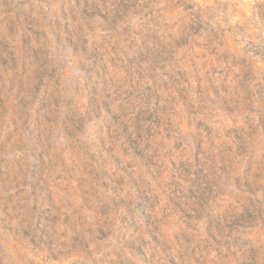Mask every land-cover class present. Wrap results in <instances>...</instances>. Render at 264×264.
Here are the masks:
<instances>
[{
    "label": "rangeland",
    "instance_id": "rangeland-1",
    "mask_svg": "<svg viewBox=\"0 0 264 264\" xmlns=\"http://www.w3.org/2000/svg\"><path fill=\"white\" fill-rule=\"evenodd\" d=\"M0 264H264V0H0Z\"/></svg>",
    "mask_w": 264,
    "mask_h": 264
}]
</instances>
